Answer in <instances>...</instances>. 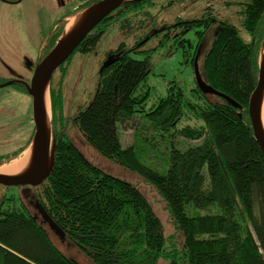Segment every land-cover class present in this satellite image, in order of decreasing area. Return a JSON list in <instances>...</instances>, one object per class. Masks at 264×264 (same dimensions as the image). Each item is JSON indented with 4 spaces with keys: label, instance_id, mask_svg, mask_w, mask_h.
Returning <instances> with one entry per match:
<instances>
[{
    "label": "trees",
    "instance_id": "obj_1",
    "mask_svg": "<svg viewBox=\"0 0 264 264\" xmlns=\"http://www.w3.org/2000/svg\"><path fill=\"white\" fill-rule=\"evenodd\" d=\"M150 1L127 0L100 21L78 49H95L113 22L126 35H134L137 25L141 28L149 19L154 26L158 17ZM196 1L171 0L170 5ZM215 2L206 0L198 16L190 11L193 7H184L193 16L179 17L181 23L171 26L175 29L164 27L147 35L166 30V38L175 37L192 49L194 65L202 39L213 26L211 18L221 17L214 24L212 43L198 60L200 73L243 109L202 92L197 83L196 99L185 100L174 85L164 98L147 107L150 87L142 90V84L152 70L151 51L137 58L132 50L124 49L98 73L92 100L70 120L99 154L136 170L154 185L181 234L180 243H168L161 217L139 185L106 172L66 135L69 120L64 118L63 90L52 78V129L57 147L53 169L41 184L47 189L46 208L68 241L84 250L93 263L159 264L163 258L166 264H264V151L253 135L248 114V101L258 82L264 0H222L224 10H236L226 16L219 15ZM188 33L194 35L193 40L185 37ZM18 88L28 92L25 84ZM136 115L148 122L139 129L152 132L142 135L144 141L169 151L165 172L142 163L136 144L121 142V123L131 122ZM187 116L202 123L178 126ZM178 136L197 143L182 147ZM32 137L33 131L12 154L0 155V164L20 154ZM26 213L21 208L0 212V264H80L60 252L46 230Z\"/></svg>",
    "mask_w": 264,
    "mask_h": 264
},
{
    "label": "rangeland",
    "instance_id": "obj_2",
    "mask_svg": "<svg viewBox=\"0 0 264 264\" xmlns=\"http://www.w3.org/2000/svg\"><path fill=\"white\" fill-rule=\"evenodd\" d=\"M27 1L28 0H21V2L17 4H8L0 0V79L4 81L13 79L29 83L35 70L33 67L37 65L36 60L31 56L30 58L33 59L31 68L25 69L26 61L21 57L15 56L16 51L18 53L20 52L19 44L21 40H18L17 35L21 34V32L25 35L24 30H27L30 34L44 35L51 31L61 18V13H48L46 11L48 10L46 5L50 6L54 3L53 0H50V2H48V0H46V2L40 0L42 4L35 6L39 7L38 15L40 16L37 18L35 16L38 15L34 16V14H32L33 9L30 8V3ZM155 1L156 4L153 8V14L156 15L159 20L162 18L170 20L175 15L180 17H187L186 14H188V16L200 15L202 11L201 7L206 0H198L194 4L184 3L182 5L175 4V2L171 5L168 4L171 0ZM221 1L222 0H217L214 6L219 11H223L221 14L222 16L234 13V11L236 12V10L232 8L224 10L223 6L220 5ZM24 6L26 7L24 14L27 17H22L20 15V11ZM184 7H193L190 10L193 12V15L184 12ZM72 8L73 5H66L65 12L70 11ZM24 18H26V20ZM25 21L29 28L26 27ZM67 21L69 20L67 19ZM234 21L238 23L237 18H235ZM116 24L117 23L113 22V24L108 26L106 34L99 40L95 49L88 52L74 53L73 57L67 62L64 70L58 69L54 72V82L62 86V90L64 91L63 111L65 121L68 120V117L71 118L77 113L80 107L86 106L92 100L97 89L98 73L101 70L103 61L107 57V52L118 47L122 41L129 46L134 39H137V33L132 36H127L124 32H120V27ZM147 28H150V26ZM215 30L216 25L212 26L202 39L203 41L201 44L204 47H202L201 53L198 56L199 59L203 58L206 53V48L212 43ZM163 32L165 31L151 36L150 39L146 41L145 45H143V49L151 51L152 70L148 78L142 84V90H146L150 87L148 93L149 98L146 104L149 108L153 106V104H156L161 98H164V96L168 94L170 87L174 85L175 90L178 88L182 90L185 100H187L186 98L196 99V91L194 90L196 87V79L194 65L193 62H191L193 57L191 55L192 49H189L188 46L186 48L184 45L182 46L175 37L170 36V38H166ZM242 35L247 40L250 39L244 30H242ZM185 37L187 39L191 38V40L194 39L192 33L186 34ZM161 40L163 42H161ZM34 42L36 46H39L41 40L35 39ZM23 43H28L27 36L25 40L23 39ZM35 48L36 47H34V49ZM132 54L137 58L144 57V53L142 52ZM32 103L31 96L28 92L18 91L12 85L0 87V154H6L7 151L10 152L13 151V149L20 148L21 145L30 138L34 127L33 121L31 120V117L33 118ZM144 122H146L145 119L136 115L131 122L121 123V142H123L125 146L136 144L138 147L137 152H139V159L142 163H146L155 169L157 168L161 172H165L170 164L169 151H165V149L160 146H151V144L149 145L144 141L142 135H151L150 133H152L151 131L144 133L146 130L139 129ZM187 123L198 126L202 122L197 118L187 116V120L183 119L177 125L183 126L185 124L187 125ZM28 128H30V135L28 131L21 133ZM19 131L21 134H17ZM65 133L74 144L80 147L88 159L96 165H99L110 174H114L121 179H126L139 185L145 196H148L157 215L161 217L164 235L168 243L181 242V234L178 232L177 227H175L172 216H170L162 196L159 195L158 191L149 180L145 179V177L136 170L133 171L99 154L90 144L86 143L82 133L72 125L70 120L66 124ZM178 143L182 147H187L189 144L197 143V141L186 140L178 136L177 144ZM18 158L20 157L18 156L13 160ZM4 193L5 191L0 187V201L2 197H4ZM13 193L14 191H11L8 195L15 197L16 195ZM12 205L17 209L20 208L18 202ZM46 229L47 232L50 233L54 243H56L63 252L69 254L70 257L77 258L81 264H96L93 263L85 251L81 250L77 245L60 241L59 237L52 232L50 228L46 226ZM159 261V264L168 263V261L163 258H160Z\"/></svg>",
    "mask_w": 264,
    "mask_h": 264
},
{
    "label": "water",
    "instance_id": "obj_3",
    "mask_svg": "<svg viewBox=\"0 0 264 264\" xmlns=\"http://www.w3.org/2000/svg\"><path fill=\"white\" fill-rule=\"evenodd\" d=\"M126 1L127 0H97L94 3L83 7V9L81 10L73 12L70 17H73V15L80 16L79 20L76 22L77 24L69 32L66 31V24L64 26V30L62 31L61 37L56 41L52 50L46 56H44L42 61H40L36 65L30 79L31 81L29 83H26V89L30 94L33 102L32 113L33 124H35V126L33 137L24 150L30 149L31 158L29 160V163L25 167V170L21 173L8 174L0 172V185H30L32 187H36L44 183V181L47 179V176L53 169L56 157L55 151L57 147L56 139L54 137L52 129V101L50 98V85L53 73L70 57L74 50L88 35V33L91 32L95 28V26L100 23V21L114 12L116 8L123 5ZM144 41H146V39ZM198 51L199 53L195 57L194 61V73L196 83L199 85L202 92H208L210 94L221 96L228 102H231L235 106L242 108L235 102V100L231 96L215 89L210 83L204 80L202 73H200L198 62V56L201 51ZM258 59V82L255 89L252 91L253 93L251 94V97L248 101V114L250 117V128L253 130V135L255 136L259 147H261L264 151V39L261 45L260 55ZM111 62L112 58L110 56L102 65L100 71H102L104 68H107L108 65L111 64ZM47 98L49 103L47 101ZM48 107L50 108L49 111L51 113L48 111ZM239 115L243 116L242 113H239ZM24 150L20 154H22ZM82 154L84 153L82 152ZM17 156H14L13 159ZM13 159L9 161L5 160L2 162V164L5 162H10ZM2 164H0V166ZM44 222L45 224L40 225L46 230V232L47 226L59 237L60 241L70 243L66 237V233L57 225V223L52 219L49 213H45ZM48 236H50L52 243H54L50 233H48ZM54 244L60 252L66 254L62 249L59 248V246H57L56 243ZM66 255L69 258H73L78 261L77 258L70 257L69 254ZM78 262L80 263V261Z\"/></svg>",
    "mask_w": 264,
    "mask_h": 264
},
{
    "label": "flooded vegetation",
    "instance_id": "obj_4",
    "mask_svg": "<svg viewBox=\"0 0 264 264\" xmlns=\"http://www.w3.org/2000/svg\"><path fill=\"white\" fill-rule=\"evenodd\" d=\"M1 1H3V3H8V4H17L18 2H21V0H1ZM39 1L40 0H28L27 1L28 3H30V8L33 9L32 14H34V16L38 15V11H39L38 10L39 7H35V6H38L39 4H42L41 1H40V3H39ZM42 1L46 2V0H42ZM92 1L93 0H53L54 3H52L50 6L46 5L47 8H48V10H46V11L48 13H52V12L53 13H56V12L57 13H61V18L59 19L58 23H56V25L51 29V31H49L48 33H46L44 35L43 34H38V35L30 34L27 30H24L25 31V35L23 34V32H21V34L17 35L18 40L19 41L21 40L20 44H19L20 52L18 53L16 51L15 56L16 57L18 56L19 58L21 57V58H23V60L26 61L25 69H30L31 68L33 59L36 60V62H37L36 64H38L40 61H42L44 56H46L52 50V48L54 47V44L56 43V41L61 37L62 31L64 30V26L66 25V21L73 14V11H76L78 8L83 6V4H88V3L92 2ZM48 2H50V0H48ZM154 3L156 4L155 0H151L149 2V4H154ZM68 4L73 5V8L70 11L65 12V7ZM25 8L26 7L24 6L22 8V10L20 11V15L22 17H27L24 14ZM219 13H220L219 15H221L222 11H219ZM216 14L218 15V13H216ZM39 16L40 15L35 16V17L37 18ZM179 17L180 16L175 15L170 20L163 19V18L160 19V20L156 19V22H155L154 26H151V24H150L151 23V19H149L150 21L144 22L142 24L141 28L139 27V25H137V28H139L138 30L135 29V32L137 33V35H136L137 39H134L132 44L129 45V46H127V43L122 41V42H120L118 47H116L115 49L109 50L107 52V54H106L107 57L103 61L102 65L107 61V59L110 56H111L112 59L115 56L118 57V52H120V51H122L124 49L128 50V51L132 50V52H134V53H140V52L145 53V51H147V50L143 49V45H145L146 41L150 39V35H147V33H149L150 30H151L152 33H156L157 31H154V30H161L164 27L169 28V26L171 28L172 25L176 26L179 23H181L180 19H178ZM182 18H185V17H182ZM220 18L221 17H219V16L212 17L211 18V21L213 23L212 25L214 26L215 23L219 22ZM24 19L26 20V18H24ZM223 19H224V17H223ZM24 23L26 25V21ZM116 25H118V23ZM149 26H150V28H147ZM26 27H28V25H26ZM171 29H175V27H173ZM164 31L166 32V30H164ZM120 32H122L121 29H120ZM157 34H155V35H157ZM132 35L133 34H129V36H132ZM26 36H27L28 43H23V39L25 40ZM35 39L41 40L39 46L35 45V42H34ZM145 39H146V41H144ZM143 41H144V43H143ZM161 42H163V41L161 40ZM121 45H123V47L119 50ZM33 46L36 47V48L34 49ZM79 46L74 50V52L72 53L73 55L76 52H82L81 50L78 49ZM200 51H201V49H200ZM72 54L70 55L71 58L73 57ZM31 56L33 57V59L30 58ZM67 62L65 63L64 68H61L60 67L61 65H60L59 66L60 68L58 67V69L64 70ZM35 67L36 66H34L33 69H35ZM52 78H53V76H52ZM10 81H11V83H10ZM7 83H10V84H7ZM4 84H7V85H4ZM19 84L20 85L21 84H25L26 85V82H24L22 80L19 81V80L10 79L9 81H4V80L0 79V87L12 85L18 91H23L22 89L18 88ZM50 93H51V90H50ZM63 95H64V91H63ZM31 120L33 121L32 117H31ZM68 120H71V118H68ZM57 123H58V125L61 124L60 121H58ZM34 126H35V124H34ZM26 131H28L29 135H30V128H28L27 130H23L21 133L26 132ZM33 132H34V127H33ZM21 133L19 131V133H17V134H21ZM17 134H15V135H17ZM30 137H31V135H30ZM17 149H13V151H10V152L7 151L6 154H12ZM2 154H0V155H2ZM6 154H4V155H6ZM0 187H1V189L3 191H5L4 197H2V199L0 201V212H4L6 209H8L10 211L11 210H15L16 207H14L12 204H14L15 202H18V204H19L18 206L24 212H27L26 215H28L32 220H34L38 224H45V222H44L45 213H49V215H51L50 212L47 211V208H46L47 207L46 206L47 200H46L45 194L47 192V189L44 188L45 186L38 185L36 187H32L30 185H25V186H5V185H0ZM11 191H14V193L16 195L15 197L8 195V193L11 192Z\"/></svg>",
    "mask_w": 264,
    "mask_h": 264
},
{
    "label": "bare ground",
    "instance_id": "obj_5",
    "mask_svg": "<svg viewBox=\"0 0 264 264\" xmlns=\"http://www.w3.org/2000/svg\"><path fill=\"white\" fill-rule=\"evenodd\" d=\"M79 15H73V17L69 18V21L66 23V31L69 32L73 29V27L77 24L76 22L79 20ZM48 101V98H47ZM49 103V101H48ZM50 108L48 107V111ZM50 112V111H49ZM51 113V112H50ZM263 114H264V108H263ZM30 149L24 150V152L20 155H18L20 158L15 159L10 162H5L0 166V172L1 173H8V174H16L21 173L25 170V167L29 163L30 160ZM17 156V157H18ZM16 158V157H15Z\"/></svg>",
    "mask_w": 264,
    "mask_h": 264
}]
</instances>
